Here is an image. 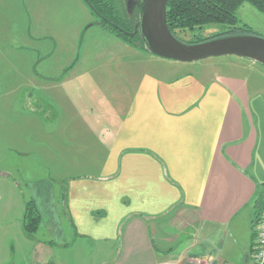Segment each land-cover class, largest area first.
I'll list each match as a JSON object with an SVG mask.
<instances>
[{
    "label": "crops",
    "instance_id": "obj_1",
    "mask_svg": "<svg viewBox=\"0 0 264 264\" xmlns=\"http://www.w3.org/2000/svg\"><path fill=\"white\" fill-rule=\"evenodd\" d=\"M111 41L96 66L115 61L128 77L110 105L97 99L89 115L68 98L59 110L57 98L41 108L33 96L31 112L63 132L49 159L89 167L0 173V264H249L253 205L264 197V86L241 64L185 68ZM29 200L40 217L31 233Z\"/></svg>",
    "mask_w": 264,
    "mask_h": 264
},
{
    "label": "rangeland",
    "instance_id": "obj_2",
    "mask_svg": "<svg viewBox=\"0 0 264 264\" xmlns=\"http://www.w3.org/2000/svg\"><path fill=\"white\" fill-rule=\"evenodd\" d=\"M137 2H126L130 12L132 3ZM235 15L236 26L246 30L240 35L264 38L263 12L243 2ZM0 17V173L11 177H60L70 171L78 173L88 169L89 166L79 164L66 168L49 159L48 147L63 148V132H48V120L31 112L33 96L41 100V108L57 98L62 101L56 106L59 110L67 104L68 98L70 109L87 110L89 115L97 112L93 106L97 99L98 108L110 105L109 100H114L117 89L122 88L118 78L128 77V70L123 71L124 65H117L115 61L96 66L95 56L102 48L108 50L111 40L127 42L113 30L94 23L98 17L84 0H0ZM198 32L197 29H177L175 33L181 41L190 42L197 36L204 39L222 36L226 34V27L209 24ZM125 58L126 62L131 61L129 54ZM199 62L213 64L216 71H234L230 63L241 64L247 68L249 77H257L264 86V67L251 59L224 55L181 64L187 68ZM114 78L117 81H112ZM97 80L98 83L100 80L99 85ZM58 119L55 126L60 124ZM25 150L32 151L27 158L20 153ZM182 264L195 263L184 260Z\"/></svg>",
    "mask_w": 264,
    "mask_h": 264
},
{
    "label": "trees",
    "instance_id": "obj_3",
    "mask_svg": "<svg viewBox=\"0 0 264 264\" xmlns=\"http://www.w3.org/2000/svg\"><path fill=\"white\" fill-rule=\"evenodd\" d=\"M84 1L98 17V21L94 23L102 25L105 29L113 30L115 35L122 38L128 44L147 50L145 42L138 31L134 35L125 33L134 32L138 23L140 6H134L130 12L125 0ZM243 2L250 3L254 8L264 13V0H167V25L174 36H176L175 32L177 29H197L200 32L205 25L209 24L226 27V34L222 36L207 39L197 36L196 39L186 43H199L224 36L240 35V33L246 30L243 27L239 28L236 26L237 19L235 12ZM263 210L264 197L257 198L253 205V232L254 223ZM39 222L40 217L34 202L32 200L27 201L24 208L23 228L29 233L34 232Z\"/></svg>",
    "mask_w": 264,
    "mask_h": 264
},
{
    "label": "water",
    "instance_id": "obj_4",
    "mask_svg": "<svg viewBox=\"0 0 264 264\" xmlns=\"http://www.w3.org/2000/svg\"><path fill=\"white\" fill-rule=\"evenodd\" d=\"M166 4L167 0H138L137 3H132V9L140 6L138 23L133 33H125L134 35L138 31L150 53L178 62L188 63L209 57L235 55L264 66L263 37L234 35L199 43L183 42L168 28Z\"/></svg>",
    "mask_w": 264,
    "mask_h": 264
},
{
    "label": "built area",
    "instance_id": "obj_5",
    "mask_svg": "<svg viewBox=\"0 0 264 264\" xmlns=\"http://www.w3.org/2000/svg\"><path fill=\"white\" fill-rule=\"evenodd\" d=\"M249 264H264V210L254 223V239L249 253Z\"/></svg>",
    "mask_w": 264,
    "mask_h": 264
}]
</instances>
